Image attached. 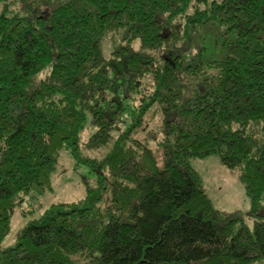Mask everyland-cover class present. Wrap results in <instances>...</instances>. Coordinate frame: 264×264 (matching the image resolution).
Instances as JSON below:
<instances>
[{
  "label": "trees",
  "instance_id": "obj_1",
  "mask_svg": "<svg viewBox=\"0 0 264 264\" xmlns=\"http://www.w3.org/2000/svg\"><path fill=\"white\" fill-rule=\"evenodd\" d=\"M11 2L0 243L22 196L52 190L61 151L95 179L24 227L0 264H264V0ZM85 129L102 159L82 156ZM210 156L243 185L251 228L207 196L191 162Z\"/></svg>",
  "mask_w": 264,
  "mask_h": 264
},
{
  "label": "rangeland",
  "instance_id": "obj_2",
  "mask_svg": "<svg viewBox=\"0 0 264 264\" xmlns=\"http://www.w3.org/2000/svg\"><path fill=\"white\" fill-rule=\"evenodd\" d=\"M4 9L9 13L17 12L12 2L0 4V13ZM208 34L210 33H205L203 36ZM110 38L111 35L102 41L105 55H108L114 45L119 44V36ZM210 49L212 47H209ZM145 83L148 84V80ZM154 121L156 119L148 121V126L150 125L151 129H154L152 128ZM92 133V130L85 129L81 135V153L85 158L100 160L105 155L103 150L93 151L85 147L87 139ZM138 137L143 140L145 134L140 133ZM151 148L153 150L156 149L153 143ZM191 165L201 176L206 194L214 208L226 218L242 219L251 228L252 222L248 218L249 203L245 196L243 185L238 180L237 175L223 167L216 156L193 160ZM83 177L88 178L90 183L94 184L95 177L90 174L89 169L85 166L75 165L70 154L67 151H61L58 156L55 173L51 179L52 190L41 195L30 193L22 196L20 202L16 203L12 210L9 232L0 243V250L13 247L21 230L30 222L38 220L51 205L68 204L83 199L85 196Z\"/></svg>",
  "mask_w": 264,
  "mask_h": 264
}]
</instances>
